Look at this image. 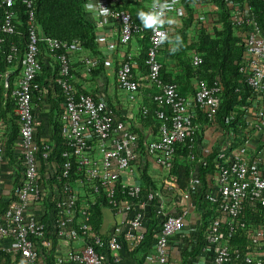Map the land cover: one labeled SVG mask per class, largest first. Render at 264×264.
Segmentation results:
<instances>
[{"label": "built area", "instance_id": "2783aa9c", "mask_svg": "<svg viewBox=\"0 0 264 264\" xmlns=\"http://www.w3.org/2000/svg\"><path fill=\"white\" fill-rule=\"evenodd\" d=\"M119 1L92 0L95 5L93 12L98 27L114 25L116 42H108L104 36L99 37V41L105 43L108 52L116 53L117 88L130 101L138 102L140 89L133 72L137 55L130 45L147 26L134 20L129 11L117 9ZM146 1L145 18L151 24L146 65L149 79L158 90L155 94L145 95L144 102L139 103L138 107L139 111L148 115L151 109L145 104L146 100L159 105L155 110L159 123L158 136L148 142L147 151L155 164L168 173L180 144L200 139L203 144L199 150L204 165L207 164L204 157L212 155L213 148L220 146L215 153L218 170L203 196L213 212L205 232L204 250L210 251V264H264V224L248 222L241 217L248 206L264 208V36L257 25L255 12L249 6L244 9L239 6L232 15L236 28L249 26L242 33L246 55L240 71L252 97L247 105L238 108L246 122L245 127L239 126L238 133L226 132L219 122L222 109V85L219 81H195V93L192 98H187L181 94L177 84L166 83L161 77L163 48L169 39L173 18L187 14L184 3L182 0ZM2 3L6 11L0 32L13 34L16 31L15 0H2ZM31 5L32 1H28V6ZM41 41H45L50 50L60 51L57 57L60 73L55 82L64 98L60 120L64 125L63 137L71 149L63 154L66 158L64 169L55 185L61 186L62 194L57 201L59 218L52 228L37 218L39 212L32 211L43 194L39 173L41 148L35 139L32 101L33 91L39 86L36 77L42 69ZM12 50L16 48L13 46ZM8 60L12 61V54ZM202 63L203 57L194 52V67L198 68ZM79 64L82 65L84 79H90L91 73L98 67L96 59L80 48L78 42L42 37L34 28L30 29L24 65L12 92L20 125L18 145L22 150L24 176L15 190L17 198L10 203L0 225V238L14 240V247L4 248V251L19 252L22 264H45L36 243L41 241L46 249H53L54 242L49 238L51 235L66 241L81 242L79 247L72 249L58 246L56 264H116L125 241L135 247L145 239L147 218L144 211L155 195L151 193L137 204L132 202V199L141 197L143 188L141 179L133 178L138 135L119 119L105 99L77 91L71 70ZM10 73L0 76L5 87L8 86ZM243 119L237 124L243 123ZM197 132L200 133L198 136ZM49 150L50 146L45 144L43 158H48ZM4 155L5 142L0 134V162L4 160ZM73 157L77 171L81 173L80 178L75 180L70 174ZM118 186L127 197L125 201L117 195ZM200 186L195 176L181 192L176 185H168L167 191L180 198L181 204L183 200L185 205L181 206L179 213L169 214L162 220L161 232L153 244L154 258L159 264H170L175 237L184 232L186 217L198 207ZM90 192L92 195L104 193L109 201V210L115 217L121 216L113 223L108 240L101 235L91 234L89 206L84 204L87 201L84 195ZM78 201L82 205L78 206ZM237 230L243 231L248 239L245 248L230 245ZM91 236L94 244L85 240ZM97 246L103 250L99 251ZM189 264L199 263L194 261Z\"/></svg>", "mask_w": 264, "mask_h": 264}, {"label": "trees", "instance_id": "16d2710c", "mask_svg": "<svg viewBox=\"0 0 264 264\" xmlns=\"http://www.w3.org/2000/svg\"><path fill=\"white\" fill-rule=\"evenodd\" d=\"M28 1H32L31 7L28 6ZM182 2L187 14L186 16L178 17L181 21L180 25H178L179 27L173 30L171 26L172 30L169 39L163 48V54L175 61L179 74H175L174 70L170 69L166 63H163L162 80L166 83L177 84L181 94L187 98H192L195 93V81L199 79L208 80L210 83L219 81L222 85V109L219 115V122L226 132L234 131L238 133L239 126L244 128L246 125L242 112L238 111V108L247 105L248 99L252 97L240 71L246 55L242 33L249 26L242 29L236 28L232 23V15L239 6L242 9L246 6L251 7L255 12L257 25L264 36V0H182ZM146 4V0H120L116 8L129 11L134 20L144 22L147 26L143 34L135 37L139 45V51L133 72L134 78L139 84V89L141 90L142 86L146 85L147 92L155 94L158 89L151 83L146 65L151 29L150 22L145 18ZM94 9L95 5L92 0H15L13 10L15 13L16 31L13 34L0 32V76L2 77L6 72L11 71L7 87L4 86L1 81L2 78H0V119L3 118L5 123H10L13 130L12 135L4 141L5 157L8 155L12 161H15V146L20 138L19 120L15 114L16 101L12 92L15 86L14 82H16L14 80L18 77L24 65L30 29L34 28L42 37L55 38L69 43L76 41L79 43L80 48L90 53L93 57L99 56L102 44L99 41V37L102 31L97 26ZM5 11L6 7L0 0V24L3 22ZM31 12L33 19L31 18ZM13 46L16 48L15 51L12 50ZM40 47L42 69L36 77V82L39 86L33 91L32 101L35 117V139L41 148L39 153V173L43 194L41 199L35 202L33 211L37 210L39 212L36 215L37 218L47 223L49 228H52L56 226L59 218L57 201L62 194L61 186L57 185L56 187L55 185L58 179L61 178L64 169L66 158L63 154L71 149L63 137L64 125L60 120L62 111L60 105L64 98L55 82L60 73L57 59L60 51L50 50L45 41H41ZM194 52L203 57V63L198 68H195L192 64ZM10 54H12V61L8 60ZM81 66L79 64L72 67L71 72L74 76L80 75L82 77ZM136 66L140 70L141 75L136 74ZM97 71L98 68L91 73L92 76H95ZM73 85L79 92L94 94L78 89L74 80ZM45 93L50 98L49 103L52 107V114L54 113L53 111H57L55 117H48L50 120L49 124L52 126L49 140L41 138L44 120L36 121L35 114L36 108L38 109L39 107L41 109ZM108 104L112 107L110 101ZM145 104L150 107V114L144 115L139 111L141 126L134 124L129 126L139 138L136 151L137 175L143 183L141 197L132 199V202L137 204L139 201L147 199L151 193L155 197L152 201H148L144 211L147 218L145 239L140 241L135 247L125 241L124 250L136 257L138 264L143 263L149 249L156 240L155 238L161 232L162 220L169 215L161 213L162 211L160 212L161 209L159 207L160 199L169 193L167 191L168 185H176L178 191L181 192L188 187L191 177L195 176L201 184L197 194L198 207L196 208H200L202 211L203 228L200 238L193 244L190 252L186 253L188 259L183 264H189L191 262L190 258H196L201 252V248L206 244L205 232L213 212L211 205L203 199V196L205 190L212 184L213 177L218 170L215 153H217L220 146L213 148L212 155L204 157V160L207 161V164L204 165L202 161L203 155L200 154L199 150L200 145L203 144L200 139L180 144L174 156L173 167L167 173L168 176L164 175V178L158 177L152 173L150 161L147 160L151 157L147 151L148 136L144 129H152V132H158L159 123L155 117V110L159 108V105L150 100H146ZM242 119L243 123L237 124ZM199 134L197 132V136ZM45 144L50 146L48 158L42 157V149ZM192 155H194V158H192ZM72 161L73 165L70 174L72 180H75L80 178L81 173L77 171L74 157ZM18 167L24 171L21 161L20 163L18 162ZM20 177L19 175V180ZM15 190L11 191L8 196L0 197V225L10 203L17 198ZM117 195L123 201L127 198L120 186L117 188ZM84 198L87 200L84 204L89 206L91 234L101 235L108 240L114 224L111 222L112 224L107 226L109 222L106 223V216L108 217V209L110 207L107 197H105L104 193L103 195H92L90 192L86 193ZM77 203L78 206L82 205L80 201ZM241 217L248 222L264 224V208L248 206ZM49 238L54 242L53 249H46L41 241L36 243V247L40 251L45 264H56V249L61 245V242H65V249L75 248L72 246L74 241H66L54 235L49 236ZM85 240L94 244L93 236L87 237ZM247 244L248 239L241 230H237L230 241L231 247L237 246L241 247V249L245 248ZM97 249L99 251L103 250L98 246ZM140 252H145L142 257L137 256ZM0 264H22L21 254L19 252L4 251L0 247Z\"/></svg>", "mask_w": 264, "mask_h": 264}, {"label": "crops", "instance_id": "0c3cea01", "mask_svg": "<svg viewBox=\"0 0 264 264\" xmlns=\"http://www.w3.org/2000/svg\"><path fill=\"white\" fill-rule=\"evenodd\" d=\"M200 7V6H199ZM181 21L179 18H173V30H175L178 25H180ZM102 31L100 37H106L107 41L109 42H116L117 40V33L114 30V25L108 24L104 27H99ZM130 49L135 52L138 56L139 45L136 41V38L132 41L130 45ZM165 51V50H164ZM115 52H108L105 47V43L101 44V54L99 56H94L98 63V71L95 73V76H92L90 79H84L80 77V75H75L74 81L81 91H87L94 93L96 97H100L105 99L108 103L109 101L112 104V108L115 110L119 119L123 120L128 126L132 124L141 126L140 125V118H139V107L138 104L144 102L145 95L149 94L147 92V86H142L139 94L138 102L130 101L118 88L116 84V71L118 68V63L115 59ZM162 63H166L170 69L174 70L175 74H179V70L176 67L175 61L171 57L165 56L162 54ZM136 74L141 75L140 70L136 66ZM16 81V79L14 80ZM15 83V82H14ZM151 93V92H150ZM49 96L48 94L43 95V104L41 109H35L36 114V121L44 120V127L42 128V137L46 140L50 139V135L52 133V126L49 124L50 120L48 117L56 116L57 111L52 114L51 106L49 103ZM61 106V105H60ZM143 130V128H142ZM145 133L147 134V141H151L157 138L158 132H152V129H144ZM12 128L10 123H5V121L0 119V134L3 137L4 141L7 140L9 136L12 135ZM41 132V131H40ZM147 142V144H148ZM15 154L14 159L15 161L11 160L8 155H4V160L0 162V197L4 195H9L11 191H14L23 180V170L18 167V162H22V150L18 145V141L16 142L15 146ZM147 160L150 161V169L152 173L157 175L158 177L164 178V175L167 174L162 169H160L152 158H148ZM148 161V163H149ZM137 167L138 163L135 165V173L133 172V178L138 177L137 175ZM19 175L20 180H19ZM160 212L164 214H177L181 211V206L185 205V202L180 198L176 197L172 193H168L167 195L163 196L160 199L159 203ZM33 208V207H32ZM35 209V208H34ZM33 211V209H32ZM34 212H38L35 210ZM108 215L110 216L109 225L120 219L121 216L115 217L111 210H109ZM202 211L200 208H195L190 211V214L186 217L185 221V228L184 232L175 237V244L172 247L171 251V261L170 264H183L184 261L188 259L186 253H189L193 244L196 242L198 238L201 236L202 232ZM112 222V223H111ZM161 222V221H159ZM210 221L208 222V224ZM81 242L76 241L73 242V247H79ZM0 247L4 248H12L14 247V240L9 238H2L0 239ZM61 249H65L66 244L65 242H61L59 245ZM205 244L201 248V252L197 255L196 258H190L191 262L196 261L199 264H210L211 258L209 254V250L205 251ZM182 251L183 253H180ZM14 253L15 251H9ZM145 252H140L137 256L144 255ZM155 250L154 246L149 249L146 258L144 259L142 264H159L154 258ZM118 262L116 264H138L136 257H133L130 253L126 250H122L118 253Z\"/></svg>", "mask_w": 264, "mask_h": 264}, {"label": "rangeland", "instance_id": "374dc122", "mask_svg": "<svg viewBox=\"0 0 264 264\" xmlns=\"http://www.w3.org/2000/svg\"><path fill=\"white\" fill-rule=\"evenodd\" d=\"M109 212V209H108ZM110 221V216L108 215V217L106 216V223H108Z\"/></svg>", "mask_w": 264, "mask_h": 264}]
</instances>
